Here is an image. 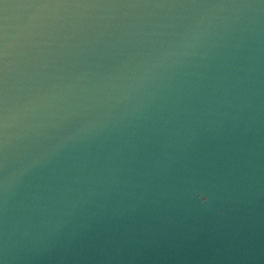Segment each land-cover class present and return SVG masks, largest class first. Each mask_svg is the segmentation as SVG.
<instances>
[{
    "label": "water",
    "instance_id": "water-1",
    "mask_svg": "<svg viewBox=\"0 0 264 264\" xmlns=\"http://www.w3.org/2000/svg\"><path fill=\"white\" fill-rule=\"evenodd\" d=\"M0 264H264V0H0Z\"/></svg>",
    "mask_w": 264,
    "mask_h": 264
}]
</instances>
